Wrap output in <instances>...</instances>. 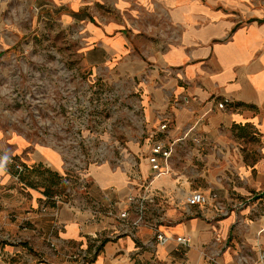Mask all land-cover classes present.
I'll list each match as a JSON object with an SVG mask.
<instances>
[{"label": "crops", "instance_id": "obj_1", "mask_svg": "<svg viewBox=\"0 0 264 264\" xmlns=\"http://www.w3.org/2000/svg\"><path fill=\"white\" fill-rule=\"evenodd\" d=\"M47 1L64 22L78 26L82 58L95 73L138 82L146 137L172 150L169 173L152 184L155 217L162 219L161 231L192 242L186 254L176 243L139 252L153 237L143 228L138 239L107 242L94 264H245L228 239L238 215L247 212L239 207L264 196V8L256 0ZM164 122L169 129L160 132ZM9 157L31 172L44 166L59 176L63 160L47 145L0 137V227L21 233L19 225L34 220L43 196L14 181ZM151 174L146 159L121 172L92 169L88 200L59 208L61 245L86 248L91 236L114 229L112 219H93L92 203H125L141 193ZM193 192L218 194L228 215L210 207L204 216H190L186 198ZM51 222L41 221L52 233ZM252 224L247 237L254 245ZM258 236H264V225ZM41 244L18 248L24 255L13 264L36 262L43 250L50 254ZM258 253L264 264V252Z\"/></svg>", "mask_w": 264, "mask_h": 264}, {"label": "rangeland", "instance_id": "obj_2", "mask_svg": "<svg viewBox=\"0 0 264 264\" xmlns=\"http://www.w3.org/2000/svg\"><path fill=\"white\" fill-rule=\"evenodd\" d=\"M255 4L264 8V0ZM59 10L51 11L47 0H0V137L47 145L63 160L62 176L42 166L22 179L43 196L26 232L40 244L37 230L49 232L43 224H53L59 200H88L92 169L121 172L132 159L140 167L147 150L138 82L95 73L82 58L78 26L64 22ZM239 210L247 212L238 215L227 239L245 264H260L264 196ZM251 222L257 228L254 245L247 237Z\"/></svg>", "mask_w": 264, "mask_h": 264}, {"label": "built area", "instance_id": "obj_3", "mask_svg": "<svg viewBox=\"0 0 264 264\" xmlns=\"http://www.w3.org/2000/svg\"><path fill=\"white\" fill-rule=\"evenodd\" d=\"M220 109H224L225 105L220 104ZM169 129L167 122L162 123L160 126V132H165ZM172 157V150L166 148L161 142L155 140V136L147 138V150L145 159L148 162L151 176L143 184V190L140 194H132L127 197L125 203L119 201H112L108 205L92 203V215L95 221H106L112 219L114 229H110L104 233L91 236L89 245L86 248L83 247H71L62 246L61 239L58 238L59 224L57 223L59 208L62 206L73 207L74 202L62 203L59 200L60 207L55 211L54 228L51 232L38 231V236L41 237L44 243V248L49 249L50 254H45L43 250L40 252L38 261L30 262L31 264H94L96 258L100 255L102 248L109 241L119 240L124 237H131L134 239L139 238V232L143 228H149L153 231V237L138 247L139 252L153 251L155 252L160 246H167L171 243L178 245L177 251H181L186 254V250L191 248V239L188 237H177L174 235H168L161 231L160 225L162 219L155 217V207L157 206V195L152 192L153 181L159 179L169 173V164ZM134 169L139 168L138 164L131 160ZM8 169L17 184H23L22 179L30 173V168L22 161H19L15 157H9L7 159ZM12 168V173L9 167ZM81 187L85 188L84 179L80 181ZM186 206L189 209L190 216H204L205 210L210 207L218 209L221 216H227L228 210L220 203V197L218 194L206 195L202 192H193L186 198ZM48 208L44 206L43 212L46 213ZM193 211V212H191ZM12 216L7 218L8 222H12ZM28 222V224H27ZM32 224V219L24 220L19 225L18 231L21 233L8 232L4 226L0 227V261L7 264H13V260L20 255H24L22 252H18L17 249L23 247L25 244H29L31 239L26 237L27 228ZM24 233V234H23ZM11 248L13 251H8ZM27 255V254H26ZM264 260V256H263ZM51 261V262H50ZM52 261H55L52 263Z\"/></svg>", "mask_w": 264, "mask_h": 264}]
</instances>
